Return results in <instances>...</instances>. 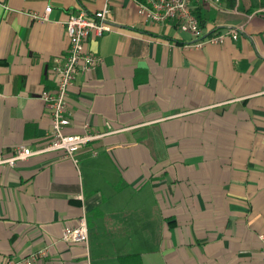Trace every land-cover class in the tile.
Masks as SVG:
<instances>
[{"label":"crops","instance_id":"crops-1","mask_svg":"<svg viewBox=\"0 0 264 264\" xmlns=\"http://www.w3.org/2000/svg\"><path fill=\"white\" fill-rule=\"evenodd\" d=\"M144 0H0V151L41 148L52 129L42 94L68 47L71 14L108 8L113 30L90 35L101 64L68 90L66 133L105 134L76 154L0 167V263L264 264V0L199 6L195 47L172 23L139 14ZM48 6L52 11L40 21ZM109 131H112L109 133ZM108 133V134H107ZM87 216L88 250L63 240Z\"/></svg>","mask_w":264,"mask_h":264},{"label":"built area","instance_id":"built-area-1","mask_svg":"<svg viewBox=\"0 0 264 264\" xmlns=\"http://www.w3.org/2000/svg\"><path fill=\"white\" fill-rule=\"evenodd\" d=\"M221 4V0H144L139 3V14L151 23H173L180 32L190 34L195 39L193 44L195 47H201L205 43L222 44L227 38L237 40L239 37V28H229L204 37V29L195 11L202 5L220 10ZM51 11L52 7L48 6L43 16L34 17L45 21ZM108 13L106 7L91 16L85 12L69 16L65 23L68 38L67 52L65 56L56 59L51 67V72L56 77V87L41 96L51 120L50 139L41 148L18 146L10 155L0 151V167H15L34 156L49 152H63L66 157L77 162L76 154L81 149L105 135L92 133L88 125L85 132L80 135L68 134L66 129L71 124L67 108L68 90L79 73H89L101 64V60L96 55L86 51L85 44L90 35L101 37L113 30L108 20ZM63 240L82 244L88 250L89 231L86 215L81 217L76 225L64 229ZM260 243V253L264 260V235H261ZM46 254V250H41L27 257L7 258L0 264H36Z\"/></svg>","mask_w":264,"mask_h":264},{"label":"trees","instance_id":"trees-1","mask_svg":"<svg viewBox=\"0 0 264 264\" xmlns=\"http://www.w3.org/2000/svg\"><path fill=\"white\" fill-rule=\"evenodd\" d=\"M227 2L229 6H234L236 0H227ZM249 3H250L249 13H252L256 8L263 6V2H261V0H249ZM195 14L198 17L201 26L205 27L206 20L203 18L202 13L199 10H196ZM209 36H211V33L209 34ZM119 262L120 264H143L139 254L121 256L119 258Z\"/></svg>","mask_w":264,"mask_h":264},{"label":"rangeland","instance_id":"rangeland-1","mask_svg":"<svg viewBox=\"0 0 264 264\" xmlns=\"http://www.w3.org/2000/svg\"><path fill=\"white\" fill-rule=\"evenodd\" d=\"M219 11H223V6H222V4H221V7H220V10Z\"/></svg>","mask_w":264,"mask_h":264}]
</instances>
